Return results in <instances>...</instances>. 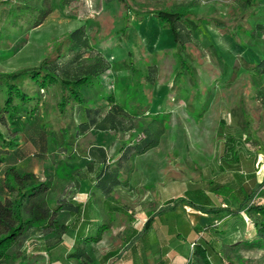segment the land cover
<instances>
[{"label":"rangeland","instance_id":"rangeland-1","mask_svg":"<svg viewBox=\"0 0 264 264\" xmlns=\"http://www.w3.org/2000/svg\"><path fill=\"white\" fill-rule=\"evenodd\" d=\"M85 1L91 8L88 17L76 16L77 0L63 4L61 0H53V13L43 25L26 31L27 25L43 13L46 1L0 0V71L37 66L46 55L54 56L52 45L65 31L83 22L86 24L90 44L102 50L116 68H110L102 81L106 90H113L116 97L122 99L121 105L139 114V117L126 120L134 124V128L117 134V138L122 136L133 142L142 138L149 127L162 126L159 146L143 157L142 166L147 170L135 179L138 191L125 202L134 223L144 222L140 212L142 200L139 199L143 196L145 183L152 185L154 182L155 192L161 185L167 190L173 183L198 178L200 171L194 168L196 163L200 166L212 164L216 148L215 126L220 114H227L228 129L237 136L246 130L264 142V73L261 86L254 93L258 82L244 65L245 61H258L264 56V29L258 27L259 23L264 24V0L249 5L247 9H254V13L236 21L237 0H126L133 7L128 11L119 0ZM80 5L82 7V3ZM152 8L181 11L186 14V20H192V31L184 48L176 45L172 31L162 24ZM221 18L227 19L229 26L217 24ZM234 21L237 24H233ZM142 67L146 69V76L140 72ZM124 72L130 73L128 80L124 78ZM153 74L155 81L151 82L148 77ZM24 82L27 89L37 85L28 76ZM93 83H96L95 89L104 88L98 80L93 79ZM86 88L83 84L79 86L83 93ZM157 95L162 96L159 98L164 104L160 114L151 113L148 107L153 99L151 110L156 109ZM151 118H155L157 124L149 122ZM244 118H247L246 124ZM30 120H33L30 124L19 127L22 137L13 139L19 145L7 161L12 162L20 151L25 152L26 158L19 160V168H33L39 176H53L52 184H57L51 186V191L53 187L58 190L57 176L62 170V162H78L87 145L97 140L95 131L75 138L73 113L67 114L66 118L55 116L50 103L40 105ZM61 127L67 129L66 146L58 138ZM14 129L16 127L10 124V130ZM243 137L239 139L243 140L245 152L255 150L254 142ZM258 161L256 174L261 181L264 179L263 154H259ZM3 165L4 162L0 165V178ZM230 219L226 217L213 223L225 227ZM34 228L26 232L15 248L19 256L16 264L24 263L29 256L27 248L33 243L34 234L44 232L40 227ZM230 230L231 234L223 237L225 241L248 238L253 233L246 220L241 224L235 221ZM46 231L44 234L50 235L45 238L57 239L58 230ZM209 235L218 237L213 231H209ZM112 240L111 246L119 244L115 236ZM235 252L246 260L252 259L254 264H264L262 248L240 247Z\"/></svg>","mask_w":264,"mask_h":264},{"label":"trees","instance_id":"trees-1","mask_svg":"<svg viewBox=\"0 0 264 264\" xmlns=\"http://www.w3.org/2000/svg\"><path fill=\"white\" fill-rule=\"evenodd\" d=\"M45 1L47 6L43 13L28 24L26 29L40 24L50 13L52 10L50 0ZM68 1L63 0V3ZM77 1L79 7L77 15L86 18L90 14L91 8L85 0ZM119 1L123 3L126 11L133 9L126 0ZM237 2L239 12L235 21L254 13V9L248 10L247 8L249 5L253 6L259 3L258 0H237ZM151 10L155 11L154 14L161 19L164 26L170 28L176 45H180L181 49L184 48L183 46L192 31V20H186V14L181 11H170L165 8H152ZM187 11L188 9H185V12ZM206 15L208 14L206 13ZM226 20L221 18L216 23L229 26V22ZM235 21L233 24H237ZM258 27L264 29V24L259 23ZM54 50V56L46 57L38 66L0 71V165L4 162L0 178V264H16L19 256L15 248L29 229H35L36 226L44 232L45 230L60 231L64 227L59 219L62 211L65 214H75L79 211L78 204L67 200L59 191H56L57 188L53 187L51 191L49 179L40 177L32 170L21 169L13 161H7L11 153L18 148L19 142H14L13 139L20 137L18 128L22 125L20 123L23 118L35 116L40 105L46 106L48 103H50L55 116L66 118L67 114L73 113L75 105L83 103L86 99L79 86L92 84L96 75L110 66L105 54L90 44L84 22L64 33L54 45ZM244 65L254 77L253 80L258 82L256 88L254 85L255 93L261 86L264 56L258 61H245ZM145 72L146 69L143 72L146 76ZM154 75H150L148 80L152 82L155 78ZM27 76L36 81V87L26 88L24 81ZM87 109L93 110L95 115L90 114V121H81L76 124V136L92 125L91 123L102 127L109 123L118 130H126L134 126V124L126 122L133 115L118 102L112 104L100 119H97V115L101 111L100 107ZM243 111L240 112L242 116L245 115ZM151 119L149 122L157 124L155 118ZM243 122L246 124L247 118H244ZM10 124L16 129L10 130ZM161 132L162 126L160 125L154 126V128L149 127L142 138L124 144L117 160V168L119 169L121 163L124 169L130 168V163L136 155L158 143ZM67 134L66 127H61L58 132L59 141L67 143ZM242 135L245 140L254 142L255 152L264 155V142L259 140L258 136L246 130H244V134L240 133L237 136L228 129L227 114H220L215 133L218 142V172L213 177L203 180L192 190L173 198L172 204H167L158 210L159 213H165L174 209L176 203L186 201L198 209L208 212L215 221H223L226 217L231 218V222H227L225 227H219L217 223H213L202 229L207 231L211 229L218 233V237L203 235L200 232L190 244L191 248L185 264H254L252 259L246 260L239 252H235L236 248L264 249V179L256 182L254 171L249 172L246 169L243 173L241 170V165L247 164L250 158L254 159L252 155L246 156L243 140L239 139V137L242 138ZM98 148L100 149V147H96V149ZM92 152L91 149L89 153ZM88 165L91 167V162ZM104 173L107 175L99 177L96 184L100 186L107 184L106 190H108L120 178L114 172ZM212 196L219 199L217 204L213 201ZM154 215L153 213L149 214L141 233L146 231L145 226L152 222ZM245 220L253 228L250 237L229 241L223 239L224 235L231 234L230 229L235 221L241 224ZM106 227L103 224L101 229ZM99 237L100 231L91 236L78 237L68 255L89 258L86 246L91 241L98 240ZM45 239L47 247L58 242V239ZM111 253L112 251L109 250L103 257L106 258ZM153 264H168V259L159 255Z\"/></svg>","mask_w":264,"mask_h":264},{"label":"crops","instance_id":"crops-1","mask_svg":"<svg viewBox=\"0 0 264 264\" xmlns=\"http://www.w3.org/2000/svg\"><path fill=\"white\" fill-rule=\"evenodd\" d=\"M50 3L52 10L48 13L45 19L40 24L26 29V31L36 29L43 25L54 10L53 0H50ZM61 4H63V0H61ZM2 11L4 12L5 10ZM68 31L70 30L65 31L64 33ZM138 33V35L141 36V33ZM55 42L57 43V41ZM55 44L53 43L51 52L54 50ZM105 56L107 57V55ZM46 57L48 56L46 55L45 58ZM107 58L109 60V57ZM109 63V68L96 75L94 78V80H98L101 87L104 85L102 81L106 78L105 75L107 74V71L110 68L116 70L114 63L110 60ZM121 65H123V63ZM28 67L31 66L25 68ZM23 68L24 67L2 71L19 70ZM144 71L145 67H142L140 72L143 76ZM128 75L130 76V73L128 74L127 72H124V78L126 80H128ZM154 81L155 79L152 82ZM95 84L96 83L86 85L87 88L86 91H84L86 99L83 103L75 105L74 107L73 116L76 124L81 121H90V114L92 116L95 115L93 110H88L87 108L100 107L102 112L100 111L97 115V119H100L102 114L106 112L112 104L117 102L121 104L122 102V99L120 98L119 100L113 90H106L105 85L104 88L101 89L98 87L96 90ZM127 88L128 85H126V89ZM152 96L153 98L156 97L154 92L152 93ZM159 97L157 95L158 104L154 110H151L153 107V99L151 100V103L148 106L151 113H163L164 104ZM123 106L133 115L132 119L139 117L137 111L132 112L126 105ZM144 112H146V109ZM30 119H32V117H25L20 124H30L29 122L33 121ZM91 124L92 125L87 129L79 132L77 136L75 135L74 130L73 136L78 138L86 133L95 131L97 140H93L92 143L87 145L85 152L81 153L78 162H71L69 164L62 162V170H60L57 176V181H59L57 186H59V189L56 191H59L62 196H65V198L72 203L78 204L79 211L75 214H65V212L62 211L59 219L60 222L64 224V227L59 232H56L58 233L56 237L58 242L53 245L48 247L45 246V237L50 234L46 235L44 232L35 233L33 243L27 248L28 251H30V254L22 264H153L159 255L167 257L168 264H185L190 252L191 242L196 239L200 232H202L203 235H209L211 229L208 231L202 229L206 227L204 224L209 223L211 225L215 220L208 212L202 211L186 201L176 203L174 209L165 213H159L158 210L164 208L167 204H172L171 200H173V198L182 195L186 191L192 190L200 185L203 180L213 177L218 172L219 158L216 136L214 137L216 148L215 153L213 154L212 164L206 163L205 165L200 166L196 163L194 166L196 170L198 169V171H200V176L198 178H189L181 183H173L171 185L173 189L168 188L165 190L161 185V188H159L160 190L157 189L156 192L153 190L155 187L154 182L152 185L145 183V189L141 192L143 193V196L139 199L142 200L140 204L142 219L145 222L150 213L155 215L152 217V222L146 224V231L141 233L144 227V222L138 220L134 223L133 215H131V211L125 202L126 199L132 198V195L136 194L138 191L139 187L135 180L137 176L140 175L141 177L145 174L143 173L145 172V169L147 170L145 166H142L144 164L143 157L151 149L159 146L161 138L154 147L136 155L130 163V168L124 169L121 163L118 169L117 160L121 153V147L126 143H131V140H127L122 136H119L118 139L116 135L128 132L132 130L134 126L130 129L118 130L112 127L109 123L105 124V127L96 126L94 123ZM18 129L21 138L22 131L21 128ZM117 139L119 141L118 147H116V144H118ZM62 144L63 146H66V143L63 141ZM96 147H100V149H96ZM91 149L93 152L89 153ZM25 154V152L20 151L18 156L15 157L16 159L13 162L18 165V167L19 160L26 158ZM259 154L261 153L255 152V150L246 154L247 157L251 155L254 156V159L250 158L248 160L249 162L247 164L245 163L246 165H241L243 173H245L246 169L249 172L254 171L255 174L257 173L256 170L257 163L259 162ZM89 162H91V167L88 165ZM20 168L32 170L36 173L33 168H25L22 166ZM103 171H108L109 174L114 172L120 178L119 181L111 185L108 190H106L107 184H105V186L96 184L97 179H100L99 177L102 175L104 176V174L107 175ZM40 177L49 179L51 181V186H56L57 184L56 182V184H52L51 177L53 179V176L51 175L49 177L46 174L45 176ZM255 181L260 182L257 174L255 176ZM159 192L162 193L161 196H159ZM212 199L216 204L219 201L218 198H214L213 196ZM185 206H187V208H185ZM128 217H130V220H127ZM103 224L107 227L101 229ZM210 225H208V227ZM99 231V239L91 241L86 246L89 258L84 259V257L81 258L68 255L73 249L74 242L78 237L91 236ZM113 236L119 239V244H116L115 246H111L110 244V242L113 241ZM129 246L131 247L129 248ZM165 249L167 250L166 252ZM109 250L112 251V253L109 256L107 255L108 257L106 258L103 257L105 256V252Z\"/></svg>","mask_w":264,"mask_h":264}]
</instances>
